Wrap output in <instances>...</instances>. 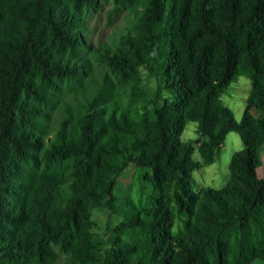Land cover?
Wrapping results in <instances>:
<instances>
[{
	"label": "trees",
	"instance_id": "1",
	"mask_svg": "<svg viewBox=\"0 0 264 264\" xmlns=\"http://www.w3.org/2000/svg\"><path fill=\"white\" fill-rule=\"evenodd\" d=\"M107 2L125 24L95 44ZM241 76L238 121L222 97ZM229 132L226 186L195 192ZM263 146L264 0H0V264H264ZM129 164L147 207L114 194ZM94 209L123 218L103 236Z\"/></svg>",
	"mask_w": 264,
	"mask_h": 264
},
{
	"label": "rangeland",
	"instance_id": "2",
	"mask_svg": "<svg viewBox=\"0 0 264 264\" xmlns=\"http://www.w3.org/2000/svg\"><path fill=\"white\" fill-rule=\"evenodd\" d=\"M111 8V3H104L102 8L93 13L88 20L91 28L89 37L95 44L107 41L113 31L122 29L125 24L123 12L112 18L108 16V10ZM140 73L144 86L154 89L156 87L154 78L144 68L141 69ZM251 87V81L241 76L231 84L222 97L224 104L233 111L238 121L242 119ZM132 125V123L124 125L123 132L127 133ZM181 139L183 143H191L194 147L193 160L202 162L200 144L206 141L207 138L201 137L197 133V124L194 122L189 123L183 130ZM243 148L244 143L240 135L236 132H229L216 161L211 165L193 171L191 182L194 191L198 192L202 187H212L214 189L225 187L229 179L231 157L235 152ZM260 155L262 166L259 168V172L264 177V146L260 148ZM147 172V170L138 169L134 164H129L122 174L119 175L114 194L123 208L126 207L127 200H131L138 208H144L150 204L152 186L145 178ZM92 218L95 221L93 230L105 236L122 220L123 216L104 209H94ZM254 264H262V262L257 260Z\"/></svg>",
	"mask_w": 264,
	"mask_h": 264
},
{
	"label": "crops",
	"instance_id": "3",
	"mask_svg": "<svg viewBox=\"0 0 264 264\" xmlns=\"http://www.w3.org/2000/svg\"><path fill=\"white\" fill-rule=\"evenodd\" d=\"M263 177V176H262Z\"/></svg>",
	"mask_w": 264,
	"mask_h": 264
}]
</instances>
